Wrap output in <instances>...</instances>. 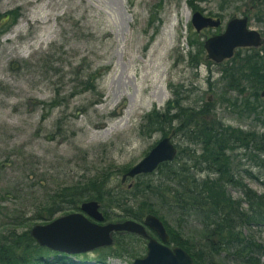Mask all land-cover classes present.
I'll list each match as a JSON object with an SVG mask.
<instances>
[{
  "label": "rangeland",
  "instance_id": "374dc122",
  "mask_svg": "<svg viewBox=\"0 0 264 264\" xmlns=\"http://www.w3.org/2000/svg\"><path fill=\"white\" fill-rule=\"evenodd\" d=\"M188 1L0 0V14L18 12L16 22L0 33V235L11 228L17 233L30 231L35 224L67 213H83L80 202L75 208L65 206L67 209L38 218V209L50 201L45 200L48 195L63 186L101 173H109L107 186L114 191L157 179L158 166L170 161L159 163L145 176L124 181L121 177L163 137H171L178 151L184 146V155L197 148L171 130L167 135L161 131L139 133L144 115L153 108L164 109L173 99L169 83H180L188 90L181 96L183 103L212 101L213 117L222 125L264 133L261 107L254 114L242 112L239 97L235 108L219 104L224 94L220 63L206 59L202 45L198 51L199 43L222 32L229 18L245 15L247 8L249 28L260 31L263 38L264 20L253 15L255 6L249 7L242 0L230 4L229 0H193L194 9ZM195 10L219 18L221 24L196 32L190 22ZM191 57L198 65L190 63ZM88 82L93 86L85 87ZM227 95L234 97L235 93ZM258 102L264 104V94ZM212 114H207L208 121ZM240 153L232 165L235 179L256 193H264L260 182L264 170ZM121 168L124 173L119 172ZM226 193L233 199H245L235 185H228ZM118 197L114 198L120 200ZM149 201L158 217L184 236H193L200 228L194 217H182L175 209L159 205L156 198ZM242 206L246 210L247 202ZM98 210L103 215L105 209L99 205ZM109 221L121 220L97 222ZM242 230L245 235L253 234L255 242L264 243V225L254 223ZM147 232L155 237L153 231ZM112 238V245L115 241L120 244L119 256H102L99 249L103 247L77 253L48 248L49 253L43 256L48 263L44 264H62L55 258L56 252L76 264H132L135 257L146 253V239L141 235L113 232ZM255 257H259L258 264H264L263 255ZM211 258L239 264L231 251Z\"/></svg>",
  "mask_w": 264,
  "mask_h": 264
},
{
  "label": "trees",
  "instance_id": "16d2710c",
  "mask_svg": "<svg viewBox=\"0 0 264 264\" xmlns=\"http://www.w3.org/2000/svg\"><path fill=\"white\" fill-rule=\"evenodd\" d=\"M235 1L238 0H229L228 3ZM242 2H246L249 7L255 6L253 15L264 20V0ZM188 3L195 8L193 0H189ZM157 11L159 13L161 9ZM249 12L250 8H247L243 14L249 16ZM158 13L156 21L160 24ZM17 16L16 11L0 14L2 20L0 33L13 25ZM201 45L202 43H199L198 51L201 50ZM189 61L193 66L198 65L195 58L191 57ZM219 65L224 83V94L221 93L219 104L224 103L225 106L227 104L235 108L237 98H229L227 95L233 90L242 99L243 108L240 111L254 114L259 107L264 109V104L258 102L264 90V42L258 48L250 47L244 51L237 49L230 61ZM90 86L93 85L89 82L85 84L87 88ZM169 87L173 99L166 102L164 109L153 108L146 113L139 133L146 135L161 131L167 135L171 130L173 135L182 136L190 145H196L197 148L191 149L185 155L184 146L179 151L177 148L174 160L163 162L156 169L159 172L157 179L135 182L130 188L121 186L119 191H114L108 187L109 173H101L98 177L63 186L48 195L45 200L50 201L38 209V218L43 215L51 216L53 212L63 208H75L80 202L92 199L99 203L101 209L102 207L105 209L104 219L132 218L141 221L147 213L158 216L154 205L149 201L150 198H156L159 205L175 209L182 217L192 216L198 221L200 228L193 232V236L197 234L199 236L194 238L192 235L184 236L176 230L178 228L173 229L164 218L163 220L161 218L169 235L168 244L183 248L194 263L223 264L213 261L211 256L231 251L239 264H258L259 257L255 256L258 254L264 257V243L255 242L253 234L245 235L242 228L251 227L254 223L264 225V193H256L245 183L235 179L226 150L230 147L233 149L234 146H241L245 151L255 148L258 150V160L256 153L249 157L255 161L257 167L264 170V133H257L253 129L230 127L229 124L224 126L213 117L212 110L215 104L213 106L212 101L183 103L184 97L181 96L188 90H184L180 83H169ZM53 106L55 105L51 108ZM209 113L212 116L208 121ZM186 162L189 165H186ZM123 170L121 168L119 172L124 173ZM169 182L174 183V186ZM260 182L264 185V180ZM228 185H235L241 189L245 199L242 201L231 198L226 193ZM115 196H119L120 200L114 198ZM244 201L248 205L246 210L242 206ZM115 209L119 213H114ZM118 246L120 244L115 241L112 246L99 250L103 252L102 256L106 254L119 256L121 252ZM48 253L49 249L35 243L28 230L17 233L15 228H11L0 235V264H44L48 262L43 261V256ZM55 254V258L62 260L60 262L62 264H76L63 260V253Z\"/></svg>",
  "mask_w": 264,
  "mask_h": 264
},
{
  "label": "water",
  "instance_id": "95a60500",
  "mask_svg": "<svg viewBox=\"0 0 264 264\" xmlns=\"http://www.w3.org/2000/svg\"><path fill=\"white\" fill-rule=\"evenodd\" d=\"M190 22L196 32L221 24L219 18L203 15L198 10L193 12ZM262 38L260 31L249 28L247 15L233 16L226 21L222 32L206 37L202 46L206 59L219 64L231 58L236 49L260 47ZM176 154L177 147L171 137H163L122 175L121 180L151 173L159 163L173 160ZM98 207L95 200L83 201L79 206L83 213L95 221L89 220L81 212H71L45 224L33 225L30 235L39 246L64 253H77L97 247H109L113 242L112 233L124 231L147 239L145 255L134 258L132 264H196L183 248L168 244L169 235L157 215L147 213L141 221L126 218L98 223L97 221L104 219ZM147 229L153 231L155 237Z\"/></svg>",
  "mask_w": 264,
  "mask_h": 264
},
{
  "label": "flooded vegetation",
  "instance_id": "af4514ba",
  "mask_svg": "<svg viewBox=\"0 0 264 264\" xmlns=\"http://www.w3.org/2000/svg\"><path fill=\"white\" fill-rule=\"evenodd\" d=\"M237 50V49H236ZM236 50L234 51V53H233V55H232V57L235 55V53H236ZM231 57V58H232ZM231 58H229V59H227V60H231ZM231 91H233V90H231ZM234 92V91H233ZM263 92H264V90L262 91V93H261V95H263ZM235 93V92H234ZM229 97V96H228ZM234 97H239V96H237L236 95V93H235V95H234ZM229 98H233V97H229ZM236 148H238V149H240L243 153H240V152H237L235 149ZM234 151H235V153H234ZM240 153V155L241 154H243V156L245 157V160H247V162H249V163H251V161H253V159L252 158H250L249 156L251 155H253L254 153H256V155H257V160H258V150H256L255 148H251L250 150H244V149H241V146H234L233 147V149H232V147H230V148H227V150H226V154H227V156H228V158H229V161H230V164L231 165H233V161L235 160V157H236V155L237 154H239ZM238 157H239V155H238ZM252 159V160H251ZM246 173H249V171L247 170V169H245L244 170ZM254 175H253V177L254 178H258V174L257 173H253Z\"/></svg>",
  "mask_w": 264,
  "mask_h": 264
},
{
  "label": "bare ground",
  "instance_id": "6f19581e",
  "mask_svg": "<svg viewBox=\"0 0 264 264\" xmlns=\"http://www.w3.org/2000/svg\"><path fill=\"white\" fill-rule=\"evenodd\" d=\"M263 39V42H264V38H262ZM111 133V132H110Z\"/></svg>",
  "mask_w": 264,
  "mask_h": 264
}]
</instances>
